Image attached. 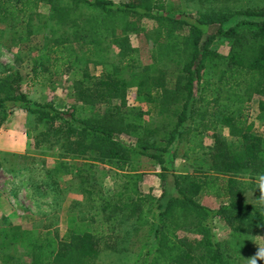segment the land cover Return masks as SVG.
<instances>
[{
  "label": "trees",
  "instance_id": "16d2710c",
  "mask_svg": "<svg viewBox=\"0 0 264 264\" xmlns=\"http://www.w3.org/2000/svg\"><path fill=\"white\" fill-rule=\"evenodd\" d=\"M215 1L229 0H203L207 6L194 11L169 0H0V23L17 33L33 76L66 74L75 101L65 108L33 101L21 90L20 71L0 73V126L13 108L26 111L34 146L55 158L48 171L75 184L82 198L62 235L0 225V264H97L105 250L132 255L129 264H247L264 249L261 180L252 183L253 200L247 197V177L264 175V138L250 119L254 94H264V5L216 9ZM41 3L48 12L38 10ZM132 33L153 38L139 70ZM219 39L225 51L213 45ZM112 46L117 61L107 58ZM89 62L102 71L89 72ZM130 94L157 116L145 121L152 109L129 105ZM160 114L173 120L162 135L151 119ZM256 118L264 121V97ZM223 126L236 143L218 132ZM182 143L181 156L209 155L208 172L165 165V154L176 155ZM142 157L160 165L158 196L140 189ZM108 175L121 180L111 192L103 186ZM203 192L227 199L209 207L199 200ZM216 218L228 228L224 238L214 232Z\"/></svg>",
  "mask_w": 264,
  "mask_h": 264
},
{
  "label": "rangeland",
  "instance_id": "374dc122",
  "mask_svg": "<svg viewBox=\"0 0 264 264\" xmlns=\"http://www.w3.org/2000/svg\"><path fill=\"white\" fill-rule=\"evenodd\" d=\"M114 1L122 2L126 0ZM169 1L174 4H178V6L188 11H194L196 6H207L203 0ZM208 3H210V1H208ZM212 4L216 9L223 5L236 8L244 5H264V0H229L226 2L215 1ZM38 10L40 12L46 13L49 10V6L46 3H41L38 7ZM154 24L155 23H153L151 20L145 22V26L148 29H151ZM16 30L18 33H23V31H20L19 29H15V31ZM13 31L12 29L10 30L8 25L0 23V73H11L17 70L20 71V73L23 75L21 90L25 91L28 97L33 101H52L59 108H65L74 103L75 101L72 95L70 82L64 80L66 79V74L62 76L63 79H59L58 81L56 80L58 78L55 77H53L51 80H48L47 78H42L41 76H33L34 74L31 69L32 62L28 58V54H26L24 50H20V46L16 43L17 33H14ZM152 39V36L146 37L142 33L130 34V42L132 47L135 49L134 52L137 59L135 67L136 70H139L143 65L150 61L149 51L152 47ZM213 45L220 51H225L227 49V43L220 39L215 41ZM117 50V47L112 46V50L107 54V58H109L110 61H117ZM102 67V64H94L92 62H89L86 66L87 70L93 74H99L102 71ZM134 89V87L130 88L131 91ZM263 97L264 94H254L251 101L250 119L254 122V131L259 133L264 138V121L256 118L258 113V100ZM127 103L129 105H139L144 111L152 109L149 114L144 115L145 121H148L150 115H156L155 109L151 104L137 100L134 98L133 94L129 95ZM9 114L13 116L12 122L8 126L11 129H7L5 131V137H7L8 140L3 141L4 143H10L14 148L16 146L17 149L15 150L13 148L15 151L6 153V156H4L3 153L0 154V196L2 195L5 197V199H7L9 197L11 198L13 195L15 196V199H17V202H15L13 198L12 201L9 202V204L12 206V208H9V210H13H11L12 212L8 213V215L3 214V216H0V225L6 223L17 225L22 223L24 225L30 226V221L32 218L29 212L32 209L31 201L34 200V211L40 210L41 212L49 210L48 213H54V215L58 213L61 215L59 219H55L56 224H58V232L61 234L64 228L63 225L66 222L64 215L69 212H75L78 209L80 203H82V200L80 201L82 198H80L81 196L76 192L75 184L71 185L65 181V179H61L57 176H55L57 180H54V174L52 175L48 170L55 162V158L50 155L46 156L43 154L42 149H44V145L41 147H36L34 146V139L32 137H26L27 128L33 125L32 124L29 126L31 120L27 112L21 108H13ZM169 115L171 114H160L157 118H151L153 120V124H156L158 127H162L159 132L160 135L169 129L173 122ZM218 132L229 141L233 143L237 142V137L231 134L227 126L221 127ZM119 136L127 142L135 143L136 141V136L133 134L124 133L119 134ZM212 140L213 132H204L203 141L205 145L210 146ZM183 147L184 143L179 146L176 155H173L172 151L167 152L165 154V165L177 172H191L198 166L203 167V170L208 172L211 163L209 155L203 154L201 159L196 161L192 157L181 156ZM56 151L57 153L60 152V150ZM2 157H5L6 160H4L5 158L2 159ZM140 161L144 165L143 169L140 170L142 171V178L139 182L140 189L144 193H150L154 196H158L161 192L159 163L147 157L140 158ZM23 166H25L27 169H21ZM11 170L14 172L11 175L9 173L8 175V172ZM22 170L24 172H22ZM110 173L112 174V172ZM22 176L26 186L23 184L24 187H18L22 184H20L19 181L16 182L15 179L21 180ZM260 177L261 176L258 174L247 177V180L249 181L247 197L249 200H253L254 198V192L251 189L252 183H254L253 181H259ZM12 179L15 181H12ZM5 181H11V183L7 186ZM120 181L121 180L117 178V176L114 177L113 175H108L106 176L103 183L104 189L111 192L114 188V185L121 183ZM21 188H24V190H21ZM1 189H4L5 191L2 193ZM63 193L66 194L64 198L66 199L65 202L60 200ZM226 199V197H213L212 195H208L205 192L199 195L200 202L209 207H217L221 203L225 202ZM42 221H44L43 225H45L47 219L43 218ZM59 227H61V229H59ZM214 232L219 238H224L227 236L228 228L222 219H215ZM133 258L134 257L132 255H128L126 258H123L120 254L105 250L101 252V255L97 259L96 263L129 264L132 262ZM247 264H249V262Z\"/></svg>",
  "mask_w": 264,
  "mask_h": 264
},
{
  "label": "crops",
  "instance_id": "0c3cea01",
  "mask_svg": "<svg viewBox=\"0 0 264 264\" xmlns=\"http://www.w3.org/2000/svg\"><path fill=\"white\" fill-rule=\"evenodd\" d=\"M13 116H11V114H9L7 117H6V119L4 120V122L2 123V126H0V154L1 153H3V155L4 156H6V153H10V152H13V151H15L17 148H16V146H15V148L9 143H4V141L3 140H8L7 139V137H5V134H6V130L7 129H11V128H9L8 126H9V124L12 122V118ZM9 132V131H8ZM26 133H27V130H26ZM26 137H30L29 135H28V133H27V135H26ZM6 138V139H5ZM19 146V145H18ZM20 147V146H19ZM13 148L15 149V150H13ZM21 152V151H20ZM3 167V166H2ZM21 169H27L25 166H23V167H21ZM14 170V169H13ZM13 170H11L10 172H8V175H9V173H10V175L14 172ZM22 170V172H24ZM14 179V178H13ZM12 179V181H15L16 180V182H18L19 181V183L20 184H22L21 186H18V187H24V186H26L25 185V183H24V181H23V176L21 177V180H17V179H15V180H13ZM11 180V179H10ZM55 180V179H54ZM11 183V181H5V184H7V186L9 185ZM23 184H24V186H23ZM1 187V186H0ZM24 190V188H21V190ZM3 191H5L4 189L2 190L1 189V192L3 193ZM19 194V193H18ZM9 195V194H8ZM80 195V194H79ZM11 196V195H10ZM21 196V195H20ZM65 196H66V194L65 193H63V195H62V197L60 198V200L62 201V202H65V200L66 199H64L65 198ZM81 196V195H80ZM10 198V197H9ZM9 198H7V199H5V197H3L2 195L0 196V216H3V214L4 215H8V213H10V212H12L11 210H13V209H11V210H9V208H12V206L9 204V202H11L12 201V198H13V200H15V202H17V199H15V196H11V198L9 199ZM52 198V197H51ZM81 198V197H80ZM32 200V199H31ZM82 199H80V201H81ZM33 202H35L34 200H32L31 201V207H32V209H31V211L29 212L30 214H31V221H30V226H28V225H24V224H17V226H20V227H22V228H24V227H38V228H44V229H49V230H57L58 231V227H57V225L58 224H56V221H55V219H59L60 217H61V215L60 214H58V213H56V215H54V213H48V211L49 210H45V211H41L40 212V210H36V211H34L35 210V205H34V203ZM81 204V203H80ZM80 208V205H79V207H78V209ZM78 209L76 210V211H78ZM22 211H23V208H22ZM21 211V212H22ZM75 211V212H76ZM73 212H69V213H66V215H64V218L66 219V222L64 223V225H63V230H62V233L60 234V235H62L65 231H66V227H67V218L69 217V215L70 214H72ZM43 218H46L47 219V221H46V224L45 225H43V222L44 221H42L43 220ZM42 219V220H41ZM53 219V220H52ZM59 229H61V227H59Z\"/></svg>",
  "mask_w": 264,
  "mask_h": 264
},
{
  "label": "clouds",
  "instance_id": "9594fccd",
  "mask_svg": "<svg viewBox=\"0 0 264 264\" xmlns=\"http://www.w3.org/2000/svg\"><path fill=\"white\" fill-rule=\"evenodd\" d=\"M261 183L259 187L264 188V175L260 177ZM264 258V249H258L254 256H252L249 260V264H257V259Z\"/></svg>",
  "mask_w": 264,
  "mask_h": 264
}]
</instances>
